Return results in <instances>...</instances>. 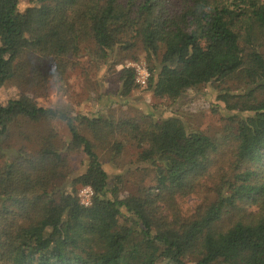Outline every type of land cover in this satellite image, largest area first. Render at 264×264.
<instances>
[{"label":"trees","instance_id":"1","mask_svg":"<svg viewBox=\"0 0 264 264\" xmlns=\"http://www.w3.org/2000/svg\"><path fill=\"white\" fill-rule=\"evenodd\" d=\"M19 2L0 0V90L62 81L79 57L114 69L139 54L146 86L124 66L120 98L141 87L175 104L205 86L237 87L218 92L226 123L216 137L176 111L116 121L25 95L0 102V264H264V0ZM114 134L135 145L134 163L154 187L121 196L122 178L97 153L110 144L122 152ZM83 187L93 191L88 207ZM189 195L201 201L181 222L176 199Z\"/></svg>","mask_w":264,"mask_h":264},{"label":"rangeland","instance_id":"2","mask_svg":"<svg viewBox=\"0 0 264 264\" xmlns=\"http://www.w3.org/2000/svg\"><path fill=\"white\" fill-rule=\"evenodd\" d=\"M27 6H29L27 0H20L19 8L21 10ZM142 57V54H139L138 61H125L122 65L115 66L114 69L99 68L87 56L79 57L73 59V66L65 72L64 79L57 83L50 82L40 86L19 83L18 81L8 83L0 90V102L25 95L44 107H58L66 111H72L73 115L88 117L102 111L105 116H112L116 121L120 120V118L129 119L148 113H155V118H160L165 116L168 111H176L180 115L182 114L185 120L191 122L195 128L211 137H216L223 133L226 119L224 106L220 101H217L218 92L224 87L235 89L237 87L236 84L221 85L219 89L205 86L189 91L182 100L175 104H171L169 101H158L151 93L141 87L129 97L120 98L117 93L119 83L116 72L128 64L144 62ZM20 127L27 133H34L35 129H44V132L48 130L47 126L45 129V126L38 125L37 128L34 126L25 127L24 125ZM50 127L54 128L60 140L67 139L68 132L64 124L52 123ZM14 133L11 143L17 147L19 146L20 134L18 130H15ZM116 139L124 143V148L119 155H115L111 144L109 145V150L98 148L97 153L109 174L122 178L121 196L136 194L138 187H154L153 175L143 171L141 166L138 168V165L136 166L134 163L138 153L135 145L126 143L125 139L118 134L113 135L111 142L114 143ZM69 159L72 168L78 173L83 171V165H81L82 157L80 155L75 154ZM215 167H211L209 171ZM210 185L212 183L208 181V186ZM200 201L201 199L194 195L177 198L178 220L181 219V222H183L191 218L195 212L196 205ZM168 217L169 220L172 218L170 215Z\"/></svg>","mask_w":264,"mask_h":264},{"label":"built area","instance_id":"3","mask_svg":"<svg viewBox=\"0 0 264 264\" xmlns=\"http://www.w3.org/2000/svg\"><path fill=\"white\" fill-rule=\"evenodd\" d=\"M126 67H131L135 70L136 83L141 87H145L147 78L149 76L145 65L143 63H131L128 64ZM92 196H93V191L91 190V188L89 187L80 188L78 193V198L83 206L88 207L91 205Z\"/></svg>","mask_w":264,"mask_h":264}]
</instances>
